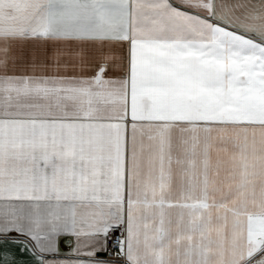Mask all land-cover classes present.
<instances>
[{
    "label": "snow or ice",
    "instance_id": "obj_1",
    "mask_svg": "<svg viewBox=\"0 0 264 264\" xmlns=\"http://www.w3.org/2000/svg\"><path fill=\"white\" fill-rule=\"evenodd\" d=\"M0 264H264V0H0Z\"/></svg>",
    "mask_w": 264,
    "mask_h": 264
}]
</instances>
